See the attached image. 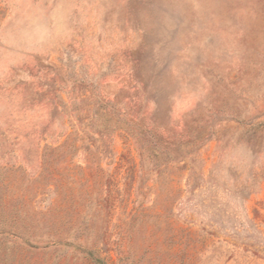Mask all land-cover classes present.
I'll return each mask as SVG.
<instances>
[{
	"label": "rangeland",
	"instance_id": "rangeland-1",
	"mask_svg": "<svg viewBox=\"0 0 264 264\" xmlns=\"http://www.w3.org/2000/svg\"><path fill=\"white\" fill-rule=\"evenodd\" d=\"M0 264H264V0H0Z\"/></svg>",
	"mask_w": 264,
	"mask_h": 264
}]
</instances>
